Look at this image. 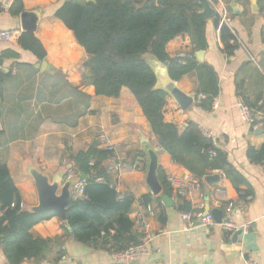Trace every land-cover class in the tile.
Wrapping results in <instances>:
<instances>
[{"label": "crops", "instance_id": "obj_1", "mask_svg": "<svg viewBox=\"0 0 264 264\" xmlns=\"http://www.w3.org/2000/svg\"><path fill=\"white\" fill-rule=\"evenodd\" d=\"M65 1L23 0V11L37 15L33 34L46 54L44 60L39 61L31 52L20 49L19 16H10L9 8L4 9V0H0V30L13 35L11 42L0 43V53L13 50L19 54L18 59H4L0 63V72L5 74L0 83V165L6 166L18 201L25 209L37 205L34 182L26 173L28 167L51 180L63 175L62 185L68 155L85 151L95 142L101 149L96 131L103 128L111 144L119 147L127 165L120 174L110 176V180L117 193L131 200L128 218L135 235L142 236L135 220L143 212V202L158 205L144 182L146 157L139 155L148 145L157 152L159 170L165 179L174 175L199 182L200 189L182 200L189 203L191 210L199 205H203L204 212L221 210L222 219L239 227L243 234L253 236L247 243L241 237L234 239L238 230L225 233L216 223L211 228L197 225L184 231L182 212L173 204L170 190L171 206L160 199V213L146 220L152 235L147 256L131 264H245L247 261L264 264V164H252L246 157L249 147L264 146V0H227L230 30L237 46L232 56L223 51L214 19L206 21L207 48L195 52L194 56L198 63L209 65L217 75L219 92L211 110L197 107V99L202 97L196 99L198 81L192 72L173 82L179 91L193 98L192 103L182 111L169 97L164 115L165 120L176 124L179 130H183L188 121L197 124L247 181L250 195H245V186L235 188L220 171L204 176H217V179L208 182L203 177L199 181L173 163L170 156L159 149L157 139L127 88L121 89L118 98H107L96 96L93 87L82 84L80 65L87 55L73 33L54 16ZM165 51L172 58L179 53H192L189 36L176 37L167 43ZM199 52L201 56H197ZM146 61L157 75V89L162 90V84L168 80L165 65L150 56H146ZM77 89L90 97L87 112L78 120ZM239 101L263 122L262 133L241 121ZM137 161H142L141 166L133 169ZM62 223L61 217H52L33 226L29 231L33 238H59V242H53L41 260H25L21 264H130L131 261H114L106 249L76 242L68 230L62 231ZM0 264H9L1 247Z\"/></svg>", "mask_w": 264, "mask_h": 264}, {"label": "trees", "instance_id": "obj_2", "mask_svg": "<svg viewBox=\"0 0 264 264\" xmlns=\"http://www.w3.org/2000/svg\"><path fill=\"white\" fill-rule=\"evenodd\" d=\"M227 4V0H223ZM196 0H66L55 12V18L69 29L87 59L81 65L84 86L93 87L96 96L118 98L122 88H127L147 120L158 147L166 152L173 163L183 167L199 181L210 172L220 171L235 188L249 185L243 176L229 163L226 153L214 141L206 137L197 124L188 121L183 130L165 120V108L170 97L156 89L155 74L146 61L150 56L165 64L172 81L194 72L197 76V107L210 111L218 95V79L215 71L205 63H198L195 52L207 48L206 21L199 15ZM2 8L0 6V13ZM23 12V0H13L9 8L12 17ZM215 27L217 21L214 19ZM187 34L192 46V59L169 57L167 43ZM223 51L232 56L236 50L235 38L223 26L219 31ZM20 49L31 52L39 61L45 51L31 32H23L18 38ZM13 50L0 53L4 59H18ZM5 74L0 72V83ZM77 120L89 107L90 97L77 89ZM1 96V90H0ZM145 156L144 153H139ZM246 157L250 163L264 164V146L249 147ZM66 163L74 173L85 176L84 198L71 200L66 207V220L62 231L68 230L74 240L93 248L115 253L139 244L141 235L133 232L128 218L131 200H118L107 173L108 154L97 147L96 142L85 151L69 154ZM164 195L170 197L165 176L158 172ZM157 204L161 200L156 197ZM149 202V201H147ZM17 190L5 165H0V247L9 264H21L25 260L39 261L54 240L33 238L30 229L52 217H60L53 211L30 212L20 210ZM179 212H191L187 201H181Z\"/></svg>", "mask_w": 264, "mask_h": 264}, {"label": "built area", "instance_id": "obj_3", "mask_svg": "<svg viewBox=\"0 0 264 264\" xmlns=\"http://www.w3.org/2000/svg\"><path fill=\"white\" fill-rule=\"evenodd\" d=\"M13 0H4L3 8H10ZM210 5L214 9L216 13V21H217V33H219L220 28L225 26L229 30L231 29V17L229 14V9L227 4L223 0H209ZM231 32V30H230ZM232 33V32H231ZM13 39V35L9 31L0 30V43L1 42H11ZM179 59H192V53H179L177 56ZM215 107V105H214ZM237 108L239 111V116L241 121L250 126L254 131L262 129L263 122L257 120V118L251 113V110L242 102L239 101L237 103ZM96 140L98 142V146L101 147L103 151L108 154L107 161V173L109 176H115L120 174L126 167V163L124 158L120 154V149L117 145L111 144L108 139V136L103 128H98L96 131ZM142 161H137L132 168L139 169ZM65 169V180L70 179H79L80 176H76L73 173V169L70 164H64ZM166 183L169 189L172 192L173 196V204L178 207L182 200H187L191 194L200 189V184L197 181H189L186 178L178 177V176H167ZM84 188H85V180L79 179L77 184L72 188V200H81L84 198ZM223 192H221L222 194ZM118 194V200L122 201L126 197L123 194ZM241 195H244L241 193ZM18 206L20 210H24L25 206L23 203H12L10 208H15ZM161 205H153L143 202V212L139 213L136 217L135 225L139 227L142 231V237L140 239L139 244L135 246H131L123 251L115 252L111 254V258L114 261H124L129 262L135 259H138L143 256H147L148 254V246L150 241L152 240V235L150 233V224L147 219L156 218L160 213ZM231 207V204L229 205ZM228 214V210H227ZM181 219L184 223L183 230L190 231L194 229L197 225H200L205 228H211L215 226V222L213 217L210 214H206L203 211V205H199L191 212L181 213ZM220 228L225 233H232L237 230H240L239 227L234 224L226 221L224 219L221 220V223L218 224ZM244 229V228H241ZM245 264H261L258 262L247 261Z\"/></svg>", "mask_w": 264, "mask_h": 264}, {"label": "water", "instance_id": "obj_4", "mask_svg": "<svg viewBox=\"0 0 264 264\" xmlns=\"http://www.w3.org/2000/svg\"><path fill=\"white\" fill-rule=\"evenodd\" d=\"M89 1V0H86ZM201 7L199 15L205 20L215 19L216 13L212 6L209 3V0H196ZM254 5V4H253ZM234 8V6H230ZM229 7V8H230ZM21 31L23 32H35L37 26V15L32 12L23 11L19 15ZM201 52L197 56H201ZM165 65V64H164ZM166 67V66H165ZM167 70V68H166ZM167 78L166 81L162 84V90L168 93L171 98L176 102V104L184 111L193 101V98L190 96L184 95L174 86V81H172L166 71ZM157 75L155 74V78ZM157 89V85L155 84ZM262 133V130H257ZM145 157H146V168H145V178L144 182L147 189L150 191L152 196L158 197L161 199L167 206H171V200L168 196L164 195L162 192V186L159 181V164H158V154L157 152L145 145L143 148ZM27 175L30 176L34 182L36 194H37V205L29 208L30 212H41V211H53L60 215L62 221L66 220V207L69 202L72 200V188L77 184L79 179L85 180V176H80L79 179H70L65 180V169H64V181L61 185V179L63 175L56 176L52 180L38 171L33 167H28L26 171ZM217 179V176L214 177H204L205 181ZM206 214H210L213 217V220L216 224H220L223 218V213L221 210H206ZM241 237L245 242H249L253 238L252 235L243 234L242 230H238L234 233L233 238ZM247 250H249L247 248ZM247 261L249 259L248 254L244 257ZM135 263V261H131Z\"/></svg>", "mask_w": 264, "mask_h": 264}]
</instances>
